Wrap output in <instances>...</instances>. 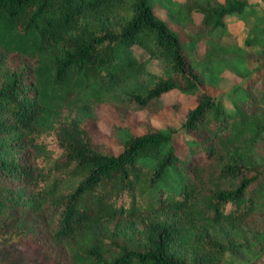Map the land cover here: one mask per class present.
Returning <instances> with one entry per match:
<instances>
[{
    "label": "trees",
    "instance_id": "trees-1",
    "mask_svg": "<svg viewBox=\"0 0 264 264\" xmlns=\"http://www.w3.org/2000/svg\"><path fill=\"white\" fill-rule=\"evenodd\" d=\"M261 2L180 0L186 49L150 0H0L1 264H30L12 246L28 235L57 264H227L243 249L264 264V15L223 38ZM241 59L256 64L227 68ZM170 91L196 98L181 125H116L118 152L85 126Z\"/></svg>",
    "mask_w": 264,
    "mask_h": 264
},
{
    "label": "rangeland",
    "instance_id": "rangeland-1",
    "mask_svg": "<svg viewBox=\"0 0 264 264\" xmlns=\"http://www.w3.org/2000/svg\"><path fill=\"white\" fill-rule=\"evenodd\" d=\"M154 5L156 13L165 19L167 23L175 29L184 44L186 49L190 48L191 36L187 27L181 23L176 22L170 17V10L174 8L180 0H150ZM256 10V11H255ZM251 12L248 9L241 12H234L231 15L226 17L227 21L238 19L240 21L230 23L228 35H224V41H231L236 39L239 43H242L248 33V29L251 28V23L255 18V13L264 15V2L259 3V7ZM200 18L199 15L195 16V19L198 21ZM244 24H243V23ZM234 23V24H233ZM260 47L250 49L251 51L259 50ZM248 50V51H250ZM247 51V52H248ZM195 53L198 57L204 55V49L202 46H198L195 49ZM256 63L249 60V62L244 59L239 60L237 63L228 64L227 68L235 72H244L249 68H252ZM264 64V59L262 60ZM199 70L202 71L205 77V87L214 95L223 94L226 91L227 86L217 87L213 81L210 80L209 71L207 65L204 61H201L198 66ZM237 80L236 76L226 79L225 84L228 86L232 85L234 81ZM232 100L233 97L231 98ZM196 98L190 95H184L177 91H170L164 93L159 99H157L153 105L142 108V109H133L128 108L126 112L118 111L117 108L111 103L103 104L99 109V116L96 120L90 119L86 122L85 126L88 132L91 134L92 139L95 143L103 144L112 152H118L120 146L118 144L117 138V129L116 125H125L130 127L135 132H143L146 128V125L152 127H166V126H180L184 119V114L187 109L195 104ZM226 107H230L227 105ZM178 132L174 136V142L177 144L178 150L185 151V143H183L182 134ZM205 155L202 153L196 155L194 159L197 161H202ZM13 249L20 248L24 253L29 257L30 264H57L54 260H48L42 256L40 253V244H38L32 237L28 235L23 238L19 243H14ZM252 255L250 251L247 250H236V251H227L225 258L227 264H248ZM2 258L0 256V264Z\"/></svg>",
    "mask_w": 264,
    "mask_h": 264
},
{
    "label": "crops",
    "instance_id": "crops-1",
    "mask_svg": "<svg viewBox=\"0 0 264 264\" xmlns=\"http://www.w3.org/2000/svg\"><path fill=\"white\" fill-rule=\"evenodd\" d=\"M238 21H240V20H238V19L231 20L230 22H228V24H227V25H228V27H230V23H231V22H234V23H236V22H238ZM234 23H233V24H234ZM242 23H243V22H242ZM243 24H244V23H243Z\"/></svg>",
    "mask_w": 264,
    "mask_h": 264
}]
</instances>
